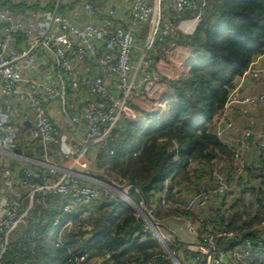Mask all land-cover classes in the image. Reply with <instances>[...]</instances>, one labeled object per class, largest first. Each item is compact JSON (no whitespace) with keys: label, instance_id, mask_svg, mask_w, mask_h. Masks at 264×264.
I'll use <instances>...</instances> for the list:
<instances>
[{"label":"built area","instance_id":"1","mask_svg":"<svg viewBox=\"0 0 264 264\" xmlns=\"http://www.w3.org/2000/svg\"><path fill=\"white\" fill-rule=\"evenodd\" d=\"M10 1L18 4L23 0ZM170 2L174 13L189 14L190 18L184 19L182 24H176L170 15L160 16L157 22L160 10L164 6L163 0H130L126 21L111 30L93 21L79 24L71 19L74 13L61 11H58L49 29L53 10L45 9V2L38 9L18 11L0 4V94L6 102L12 97H20L23 101H28L34 112V121L27 132V140L38 142L43 148L45 160L52 164L49 167L54 171L63 172L53 174L51 182L41 183L39 180L45 174L40 168L24 167L18 173L19 170L13 169L0 159V259L7 248L10 234L23 222L29 209L38 199V195L46 193L67 195L68 201L62 204L59 210L70 214L79 213L74 211L78 202L87 203L89 207L88 205L103 193L108 194L106 186H101L102 189L85 179L89 178L86 176L87 173H93L91 164L98 149L105 146L113 129L122 119L136 116V110L130 105L133 94L149 102H159V96L166 90L168 82L176 79V73L172 70L179 67L187 56L185 49L181 51L176 47L174 36L179 28L185 35L191 34L206 6V0H170ZM82 6L88 18L95 15L87 1L83 2ZM156 24L171 37V40L166 47L158 51L155 48L148 50L151 33ZM143 25H148L151 30L137 63L134 62L133 52L136 47V34ZM90 39L97 40L102 46L101 49L91 43ZM34 50L36 53H33ZM46 53L50 55L52 64L45 58ZM111 53H114V59ZM157 56L166 58L170 64L173 62L175 64H171V68L164 64L149 69L153 61L152 57ZM263 58L264 49L239 76V83L230 91L222 109L214 116L213 127L222 140L232 132L237 117L247 115L252 107L264 104V92L239 93L248 79L258 80L264 76ZM143 67L146 69L143 70ZM106 70L113 76L109 82L98 77V74L105 73ZM32 72H39L41 77L33 81ZM53 73L55 74L52 75ZM26 85L32 88L27 89ZM80 88H84L91 96L85 99L80 113H77L71 109L69 90L74 95ZM55 111L61 113L67 127L77 135L74 138L76 142L69 143L62 137L61 125L55 118ZM83 124L85 129L82 128ZM248 124H254V120L247 118L243 128ZM10 131L11 126L0 118V138L4 139ZM249 136V129H245L239 140L233 139L237 147L234 153L231 182L226 180V177L219 176L213 192L202 190L193 192L192 198L190 197L186 202L187 210L193 211L199 206L201 208L210 204L213 194L221 195L229 189L238 190L237 187L244 186V182L239 179L246 174L247 158H244L242 150L249 145L247 142ZM58 141L62 143L64 141L66 144L61 147V156L65 160L62 164L50 163L45 147ZM226 141L234 144L230 140ZM262 145L264 147V139ZM92 148H96L93 154H91ZM69 179H83L90 184L77 185L69 182ZM21 187L26 189L25 193L22 192ZM124 193L127 196L128 191ZM25 197H28V206L24 207ZM159 203L164 207L171 204L165 196H160ZM262 204L264 206V194ZM135 205L140 208L143 225L147 224L148 228H153L154 231L157 229V237L168 239V236L161 233L158 220L153 217V208H148L143 200H139ZM80 213L85 214L84 211ZM174 219L181 220V218ZM183 220L186 225L182 233L194 239L191 242L192 251L204 256L205 264H229L228 259L232 264H253L249 240H246L241 247L237 245L232 250L219 249L221 243L235 238L237 232L225 226L210 227L201 232L195 224L186 218ZM61 222V219L56 217L52 224L57 227ZM258 227L264 228V217L261 218ZM70 228L71 223L68 219L62 222L57 233L58 238L63 230ZM85 258V255H80L74 259V263L80 264ZM107 258L108 255L104 258L93 257L87 264H102ZM202 262V259L197 258L192 264H202Z\"/></svg>","mask_w":264,"mask_h":264},{"label":"trees","instance_id":"2","mask_svg":"<svg viewBox=\"0 0 264 264\" xmlns=\"http://www.w3.org/2000/svg\"><path fill=\"white\" fill-rule=\"evenodd\" d=\"M55 2L50 1L44 8L52 11ZM7 3L13 11L25 9L22 3ZM174 40L189 49L190 58L187 72L168 82L167 88L172 87L175 94L167 99L166 114H144L146 128L125 120L126 138H120L123 131L117 130V125L95 157L94 174L103 169L108 176L127 178L133 186L128 196L135 203L143 200L151 205L153 197L158 203L157 193H161L174 205L182 191H201L202 182L199 186L197 180L202 181L204 174L209 177L216 162L220 166L234 163L236 146L217 136L212 120L235 87L236 78L264 49V0H206L194 31L175 36ZM257 158L264 161V153ZM247 162L248 183L244 182L241 191L232 190L225 211L218 212L216 221L203 218V227L198 228L203 232L225 226L237 232L219 249L232 250L249 240L252 263L264 264V228L258 227L264 217V175L258 174L261 164ZM76 180L77 185L90 184ZM37 197L18 229L9 236L0 264H75L74 259L80 255L86 256L80 264L106 255L102 264H174L157 240L143 230L142 217L119 197L102 194L89 207L87 203L77 205L74 211L79 213L70 214L59 210L68 201L67 195L46 193ZM56 217L71 223L70 230H63L60 238L57 233L62 222L57 227L52 224ZM172 242L170 251L180 264H192L197 258L205 264L204 256L187 248L189 243L177 237ZM227 262L232 264L229 259Z\"/></svg>","mask_w":264,"mask_h":264},{"label":"crops","instance_id":"3","mask_svg":"<svg viewBox=\"0 0 264 264\" xmlns=\"http://www.w3.org/2000/svg\"><path fill=\"white\" fill-rule=\"evenodd\" d=\"M50 1L53 0H23L20 3L23 4V6L26 9H33L34 5H38L39 7L44 4V2L47 4ZM56 1V0H55ZM87 1L94 10L95 15L92 18H88L84 12L83 9V2ZM7 2L13 3L10 0H0L1 5H6L9 6ZM164 6L160 10L159 17L157 18V22L159 21L160 16H171L176 24H182L184 22V19H189L190 15L189 14H182V15H177L176 13L173 12L172 7H171V2L163 0ZM18 3V4H20ZM56 3V2H55ZM15 4V3H13ZM17 5V4H15ZM32 5L31 7H29ZM130 5V0H75V1H64L62 0L60 4L59 11L63 13H74V17L71 19L77 23H87L90 21L96 22L97 24L104 25L108 29H114V26L120 24H124L126 21V15L127 11ZM10 7V6H9ZM150 28L148 25H143L141 26L140 30L136 34V47L133 52V59L134 62H139V58L141 57L142 51L146 46V42L148 41L149 33H150ZM151 39H150V45L148 46V50L151 48L157 49V51L160 48H164L167 46L169 41L171 40V37L167 34H165L164 31L159 29V26L156 24L154 25L153 32L151 33ZM180 35H185L184 32L182 31L181 28L177 30L176 33V38H178ZM174 36V37H175ZM177 48L179 50L185 49L187 51L188 57H189V49L181 44L175 43ZM96 47L101 49V45L99 42L96 41ZM156 51V50H154ZM42 52V49H41ZM33 53H36V50L33 51ZM112 58L114 59V53H111ZM179 57V56H178ZM188 57L184 58L182 60V64L175 68L174 72L177 74L179 73L180 76L182 74H185L188 70L186 67L187 62H188ZM45 58L49 61H51V57L48 53H46ZM153 61L152 64L150 65L149 69L164 66L166 64L170 68L172 65L168 63L166 58L162 57H152ZM180 58V57H179ZM52 64V61H51ZM79 68V67H78ZM146 68L143 67V70ZM27 75L28 72H25ZM53 73L52 75H54ZM31 77L33 81H37L38 78L41 77V74L39 72H32ZM98 77L104 79L106 82H109L113 76L111 73H109L108 70H106L105 73L98 74ZM27 89L32 88L30 85H26ZM42 94V91L40 92ZM91 95L88 94L84 88H80L78 92H76L74 95L71 93L69 90V103L71 104V109L74 110L77 113H80L82 105L84 104V101L86 98H89ZM145 100L137 96L135 94L132 95L130 99V104L131 106L137 111H140L139 108L140 105L139 103H144ZM158 105V104H157ZM157 109H159L157 107ZM57 110H59V107L57 106ZM161 110V109H159ZM141 112V111H140ZM56 120L59 122L61 125V134L63 138H66V140L70 142H76L74 140L77 135L72 132V130L67 127L66 123L64 122L65 119L62 118L61 113L58 111L54 112ZM0 118H3L9 126H11V131L6 134L4 139L0 138V159L4 161L6 164H8L10 167L13 169L21 170V168L24 167H32V168H40L38 167L40 165H45L42 163L40 160H45L44 154H43V148L38 142H31L27 140V132L29 128L32 126L33 121H34V112L31 109L28 101H23L20 97H12L9 102L5 101L0 94ZM82 128L85 129L84 124L82 125ZM5 145H8V148H5ZM65 146V142L63 141H58L55 143H51L45 147V153L47 154L48 161L50 163H56V164H62V156H61V147ZM14 148H19L21 149V156L22 160L18 159V156H15L13 149ZM96 148L91 149V154L95 152ZM92 156V155H91ZM91 156H89L90 159ZM24 157H26V161L24 160ZM24 160V161H23ZM40 164L37 166V164ZM53 175V174H52ZM52 175L51 172L47 171V174L44 175L39 181L42 182H51L52 180ZM48 180H46V179ZM76 180V179H74ZM77 181V180H76ZM208 182V180L206 181ZM75 183V182H74ZM77 184V183H75ZM22 188V192L25 193L26 189L24 187ZM61 204V203H60ZM78 205V204H77ZM75 205V206H77ZM25 207V206H24ZM24 220V219H23ZM19 226V225H18ZM17 226V228H18ZM16 228V229H17ZM15 229V230H16ZM15 230L10 234V236L15 232ZM187 248L193 249L192 244H188Z\"/></svg>","mask_w":264,"mask_h":264},{"label":"rangeland","instance_id":"4","mask_svg":"<svg viewBox=\"0 0 264 264\" xmlns=\"http://www.w3.org/2000/svg\"><path fill=\"white\" fill-rule=\"evenodd\" d=\"M186 57H188V54ZM188 58H190V57H188ZM171 64L174 65L175 62H173ZM262 64H264V58L262 59ZM174 70L175 69H173L172 72ZM179 76H180V74L177 73L176 78H178ZM239 81H240L239 77L236 78V81H235L236 85L239 83ZM173 92L174 91H173L172 87L166 88V90L163 91L162 94L159 96L160 97L159 102H157V101L149 102L148 100H145L144 103H139V105L141 107L139 109L141 112L137 111V109H136V112H135L136 116L134 118L122 119L119 122V124H118L119 127H117L118 128L117 130L121 129L123 131L122 134L120 135V138H122V139L126 138L125 135L127 134L126 133L127 128L125 129L124 126L127 127V123L125 120L133 122L134 125H138L139 128H146V126H147L146 125L147 124L146 123L147 122L146 121L147 114H157V113L160 114L161 113V115L164 116L166 114V110H167V99H168L170 94H173V95L175 94ZM258 92H264V76L258 80L248 79V81H246L245 86L244 87L242 86V88L239 90L240 94H242V93L256 94ZM157 107L161 110L157 109ZM144 114H146V116ZM247 118H252L254 120V124L245 125V127L243 128ZM152 119H153V117L149 120L148 126L151 125L150 122H152ZM129 128H131V127H129ZM245 129H249L250 136L247 139V142L249 145L246 148H243V150H242L243 156H244V158H247V160H249L251 163L261 164L259 166V169L261 168V172H259L258 174L264 175V161L260 162L257 158V157H259V155L264 153V147L262 145V141L264 139V137L262 139V136H264V104L256 106V107H252L247 115H244V116L241 115L240 117H237L232 132L228 135V137H226L225 140H230L231 142H233L235 144V141H233V139L239 140L240 136L242 135V133ZM236 147H237V145H236ZM18 159L22 160L19 157H18ZM64 160L65 159H62V161H64ZM40 161H42L43 163L46 164V165H40V164L36 163L37 166L40 165L38 167L42 168L41 172H43L45 175L47 174V171L51 172V175L56 174L57 171H54V169L49 167L52 164H49L46 160H40ZM94 164H95V160L91 164V168H93V169H94ZM219 164L220 163L216 162V164H214V166H212V169L215 167L214 168L215 171L211 175H209V177H206V175L204 174L202 176V181H201V179L197 180V183L199 186H200V182H202V184H201L202 186L200 187V190H202L204 192H207V191L213 192L215 190L214 188L218 184L217 181H218L219 176L226 177V180H229L231 182L230 174L233 173L234 163L232 164V161H231L229 163H223L221 166ZM247 164H248V162H247ZM231 168H232V170L230 171ZM227 170H229L230 172H227ZM58 172L63 173L61 171H58ZM99 172H101V173L100 174H94L96 172L93 170V173L89 172L86 174V176H88L89 178H85V179L96 184L99 188H102L101 186H103V185L106 186V189L108 191L107 196H109L110 198L119 197L121 200L128 202L134 208L135 215L141 216L142 214L139 212L140 208H137V206L135 205L136 203L128 196V194H126L127 196H125L124 192L130 190L133 187L132 184L128 181V179L127 178L120 179L114 175L108 176L103 169ZM18 173H20V170L18 171ZM95 175H98V176L101 175L102 178L101 177L100 178L95 177ZM253 179H254V177H253ZM207 180H208V182H206ZM232 180H233V177H232ZM239 180H242L243 182L248 183V178H247L246 174H244ZM254 180H257V179H254ZM68 181L72 182V183H74V182L77 183V181L74 179H69ZM249 182H251V181L249 180ZM258 182H260V180H258ZM108 185H110V187ZM237 188L239 191L242 190V187H237ZM193 189L194 188H191L188 191H185V190L182 191V193H180L179 196L176 197L177 202H175L174 205L167 204L166 207H164L163 205L161 206V204L159 203L161 193H157V198L159 197L158 203H155L154 197L152 199L153 201H152L151 205L150 204L148 205L144 202V204H146L148 206V208H153V217L156 221L158 220V223H159L160 228H161L160 229L161 233H163L165 236H168V239L165 240V239H162L161 237H157V229H156V231H154L153 228H151V229L148 228L147 224L143 225V230L150 234L151 239L157 240L159 248L163 249L165 252L168 249H170V245L174 244L172 242L174 240V237H177L178 239H180L181 242L183 241L185 244H188V243L190 244L192 241H194V239L191 236H189L186 233H182V230L185 229V225H186V223L183 219L186 218L189 222L195 224L197 227H198V225H200V227H203L202 226L203 225V222H202L203 218H206V219L210 218L212 221H216L218 219L217 218L218 212L225 211L224 205L226 202L230 201L229 197H231V195L233 194L232 189L227 190L226 193H222L221 195H214L213 194V197H212L213 199L209 205H205L204 207H201V208L199 206L198 208L194 209L193 211H189L185 208V206H186V202L189 201L188 199L190 197L192 198L191 194L194 191ZM234 190L236 191L237 189H234ZM122 193H124V194H122ZM204 194L207 195V193H204ZM178 201H180V202H178ZM77 204H78V206H80L81 204H85V203L78 202ZM77 208H79V207H77ZM141 210H143V209L141 208ZM149 210L150 209H148V211ZM177 211H181V212L183 211V212H185V214L181 213V212H177ZM146 215L149 216L147 213H146ZM174 218H181V220H175ZM156 227H157V224H156ZM170 238H172V239H170ZM56 241L58 242V238H56ZM186 241H189V242H186ZM186 264H189V262H186Z\"/></svg>","mask_w":264,"mask_h":264},{"label":"water","instance_id":"5","mask_svg":"<svg viewBox=\"0 0 264 264\" xmlns=\"http://www.w3.org/2000/svg\"><path fill=\"white\" fill-rule=\"evenodd\" d=\"M61 2H62V0H56L55 6H54V8H53L52 16H51V19H50V23H49V29H50V27L52 26L53 21H54V19H55V16L57 15V13H58V11H59V8H60V4H61ZM96 41H97V40H95V39H90V42L93 43V44H96ZM5 148L7 149V148H8V145H5ZM13 152L15 153V154H14L15 156H18L19 158H22V156H21V149H19V148H14V149H13ZM24 160H25V161L27 160L26 157H24ZM23 205H24V206H28V197H25V198H24V200H23ZM170 239H172V238H170ZM166 252L169 254V256H171V259L173 260V263H174V264H180V263L177 261V259L175 258V256L171 253L170 249H168Z\"/></svg>","mask_w":264,"mask_h":264}]
</instances>
